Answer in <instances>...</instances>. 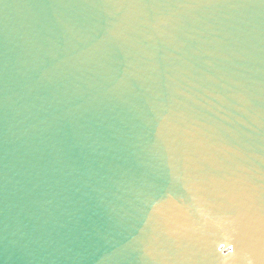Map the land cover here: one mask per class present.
Segmentation results:
<instances>
[{"label":"water","instance_id":"1","mask_svg":"<svg viewBox=\"0 0 264 264\" xmlns=\"http://www.w3.org/2000/svg\"><path fill=\"white\" fill-rule=\"evenodd\" d=\"M0 264H264V0H0Z\"/></svg>","mask_w":264,"mask_h":264}]
</instances>
